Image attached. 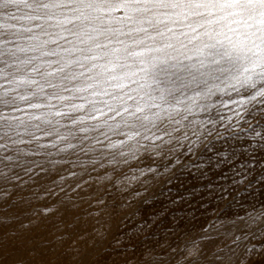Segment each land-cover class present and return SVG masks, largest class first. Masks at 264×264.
Listing matches in <instances>:
<instances>
[{
  "label": "snow or ice",
  "instance_id": "snow-or-ice-1",
  "mask_svg": "<svg viewBox=\"0 0 264 264\" xmlns=\"http://www.w3.org/2000/svg\"><path fill=\"white\" fill-rule=\"evenodd\" d=\"M225 137L239 146L210 161L231 173L217 205L264 189V0H0V212L22 205L30 249L57 264H264V204L135 250L151 227L133 223L139 206L177 172L207 178L197 161Z\"/></svg>",
  "mask_w": 264,
  "mask_h": 264
},
{
  "label": "rangeland",
  "instance_id": "rangeland-1",
  "mask_svg": "<svg viewBox=\"0 0 264 264\" xmlns=\"http://www.w3.org/2000/svg\"><path fill=\"white\" fill-rule=\"evenodd\" d=\"M178 79L187 81L188 78L184 75L179 76ZM161 86L165 85L162 83ZM195 87V85L189 84L187 87L188 93L191 94ZM236 146H239V142L234 137L213 140L209 147L213 148L214 151L208 152L205 149L202 153L203 159L197 161V163H205L207 165V178L186 171L177 172L171 185L156 187L153 190V198L150 202L139 206V216L133 223L147 221L151 226L147 236L142 237L137 242L135 250L141 260L144 259L146 252L158 250L166 242L176 246L183 241L186 235L195 234L199 226L204 224L206 219L209 218L212 210L217 207L223 208L222 217H234L238 214H244L246 209L259 208L264 204V189L261 188L242 195L239 197L238 202H232L227 205H217L215 195H209L217 185L228 186L230 183V179L225 180L221 177V172L225 176L231 177L227 167L217 170L210 163L212 157L221 151H233ZM72 158L75 159L74 156ZM34 159L33 157L21 155L14 163L28 167L31 165L27 164L26 161ZM84 159L89 158L81 154V160H78L77 163H81ZM13 171L23 174L22 168H14ZM38 181L40 184L46 182L39 180V178ZM209 182H213V189L208 187ZM35 186L37 185H30L29 191ZM236 191H244V189L234 187L233 194ZM173 199L180 201L181 206L173 204ZM5 205L8 210L0 212V216L8 217L11 221L9 224L0 227V232L3 233V236L0 237V243L3 245L0 248V264H48L49 261H52V264H57V262H63L67 259L64 256L56 255L50 248H43V245L37 249H30L24 243L23 237L19 235L20 224L27 220V217L22 215L24 211L22 205L13 204L10 201H6ZM162 209L164 211H161ZM173 230H175V233H172ZM39 232L40 229H37L32 235L36 236ZM14 235H17V238L11 237ZM92 255V253H89V256L85 258L90 261V264H111V260L115 258V254H104L95 259L92 258Z\"/></svg>",
  "mask_w": 264,
  "mask_h": 264
}]
</instances>
